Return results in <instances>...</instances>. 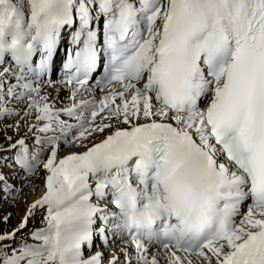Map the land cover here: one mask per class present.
<instances>
[{
    "label": "snow or ice",
    "instance_id": "obj_1",
    "mask_svg": "<svg viewBox=\"0 0 264 264\" xmlns=\"http://www.w3.org/2000/svg\"><path fill=\"white\" fill-rule=\"evenodd\" d=\"M0 66V264H264V0H0Z\"/></svg>",
    "mask_w": 264,
    "mask_h": 264
},
{
    "label": "rangeland",
    "instance_id": "obj_2",
    "mask_svg": "<svg viewBox=\"0 0 264 264\" xmlns=\"http://www.w3.org/2000/svg\"><path fill=\"white\" fill-rule=\"evenodd\" d=\"M3 67L0 68V72L3 71ZM60 90H62V86H60ZM60 90H59V93H60ZM49 91L52 93V97H56L57 91L55 88H50ZM69 92H70V88H67V90H65V94L60 99V103H59L60 107H63L65 105H68L69 103H71V100L69 99ZM11 106L16 107V109L18 111H20L19 116H14L11 119H8L4 122V123L10 124V125L15 124L17 122L21 123L19 133H17L14 129L10 130L8 133L9 135H11L13 137V142H14L15 139L24 136L28 132V122L21 120V117H23L24 113L22 110H20L19 106L15 105V103H13V105H11ZM97 120H98L97 122L99 123L100 117H97ZM120 126L122 127L123 125H120ZM98 138H103V137H102V135H98L95 139H98ZM32 139H33L32 135L29 134L28 135L29 144L32 143ZM4 142L5 141H4L3 132H0V143H4ZM81 149H83V148L80 146H65L63 148L62 153H61V156L65 155L71 151H75V150L80 151ZM8 163H12V161L9 160ZM19 171H20V173L17 176H22L23 173L14 164H13V167H11V168H8V167L0 168V172H3L6 176H8L9 182L12 183L14 186L20 187L22 185H27V187L24 188L25 195L22 198H20L16 201H10V200L9 201H0V233H3L4 231L11 232L13 229H16L20 225L23 217L27 213L28 206L35 201L33 199L35 196L34 193H36V191H39L40 188H44V182H43L44 174H43V172H40L39 175L37 177H34V178L12 179V177L15 176V174ZM9 213H11L10 222L4 223L3 217ZM45 214L46 213H44V211L41 209L35 210L34 215L29 219L28 226L25 229H23L22 231L17 233L16 243H19L21 240H27L28 243H34V241H32L30 239L29 233L34 229L44 227V223L42 221H43V216ZM94 251H95V249H93V252ZM108 255H109V253L106 250L105 256L108 257ZM121 259H123V258H121Z\"/></svg>",
    "mask_w": 264,
    "mask_h": 264
},
{
    "label": "bare ground",
    "instance_id": "obj_3",
    "mask_svg": "<svg viewBox=\"0 0 264 264\" xmlns=\"http://www.w3.org/2000/svg\"><path fill=\"white\" fill-rule=\"evenodd\" d=\"M3 66H0V68H2ZM65 90H67L66 88H64V89H62V90H60V93H59V100L62 98V96L65 94ZM97 92L99 93L98 94V96H103L104 95V93H101V92H99L98 90L96 91V94H97ZM95 95V94H94ZM57 96V95H56ZM87 96V95H86ZM85 96V97H86ZM69 99H70V92H69ZM69 104H71V103H69ZM68 104V105H69ZM60 105V104H59ZM98 121V120H97ZM123 127V126H122ZM110 131V130H109ZM100 139H102V138H98V139H96V142H99V140ZM72 150V149H71ZM74 150V149H73ZM84 149H81L80 151H83ZM76 151V150H75ZM62 153V152H61ZM61 153H60V155H61ZM43 191H44V188H40V190L39 191H36V193H34V200H37V199H39L40 198V196L42 195V193H43ZM37 198V199H36ZM121 247H125V245H124V243L123 242H117V244H116V247L114 248V249H112L113 251H115V252H118L119 253V249L121 248ZM121 258H122V256H121Z\"/></svg>",
    "mask_w": 264,
    "mask_h": 264
}]
</instances>
